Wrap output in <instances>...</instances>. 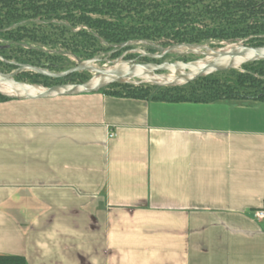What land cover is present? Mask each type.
<instances>
[{
	"label": "crops",
	"instance_id": "1",
	"mask_svg": "<svg viewBox=\"0 0 264 264\" xmlns=\"http://www.w3.org/2000/svg\"><path fill=\"white\" fill-rule=\"evenodd\" d=\"M263 207L262 101L0 102V256L264 264Z\"/></svg>",
	"mask_w": 264,
	"mask_h": 264
},
{
	"label": "trees",
	"instance_id": "2",
	"mask_svg": "<svg viewBox=\"0 0 264 264\" xmlns=\"http://www.w3.org/2000/svg\"><path fill=\"white\" fill-rule=\"evenodd\" d=\"M23 22H29L30 25L20 24ZM248 37H252L251 46H264V0H0V39L12 42L0 44V56L12 62L51 71L68 69L63 70L54 61H49L57 59V55L41 48L61 46L84 61L95 58L101 52L95 42H105L110 46L105 50L113 51L133 41L167 47L183 43L204 45L213 40ZM25 43L39 45L40 49H20L26 46ZM124 49L126 51L128 48ZM117 54L111 53L110 56L114 59ZM249 65L264 66V62L247 64L242 68ZM261 68L256 74L245 69L247 72L240 74L234 83L216 80V74L226 73L221 72L184 87L116 84L102 91L110 89L114 95L169 101L253 99L264 102V70ZM8 69L16 67L0 61V71ZM35 75L52 83L43 84L38 80L29 83L46 87L65 82L68 78L89 79L84 76L85 72L64 79ZM16 80L21 81L18 75ZM150 88L161 94H150ZM249 89H262V92L256 96L241 92ZM184 90H196L200 92L198 94L207 95L194 98L168 96L182 94ZM210 94L212 96H208ZM9 99L0 94V102ZM0 264H26V260L20 256H0Z\"/></svg>",
	"mask_w": 264,
	"mask_h": 264
},
{
	"label": "water",
	"instance_id": "3",
	"mask_svg": "<svg viewBox=\"0 0 264 264\" xmlns=\"http://www.w3.org/2000/svg\"><path fill=\"white\" fill-rule=\"evenodd\" d=\"M127 45H151L159 48L160 53L138 51L141 57L153 61L177 53H191L200 58L188 62L139 63L135 59L126 60L124 57L116 60L95 57L80 61L66 71L52 72L45 68L12 62L0 56V61L16 67L11 73L0 71V94L10 99L38 100L97 93L116 84L151 85L159 88L184 87L216 73L241 70L244 65L264 62V46H250L244 41L217 49L207 44L188 43L164 48L146 41H133ZM100 62H104L108 67H99ZM22 72H32L52 79H64L83 72L91 73L92 77L83 83L46 87L17 81L16 76Z\"/></svg>",
	"mask_w": 264,
	"mask_h": 264
},
{
	"label": "rangeland",
	"instance_id": "4",
	"mask_svg": "<svg viewBox=\"0 0 264 264\" xmlns=\"http://www.w3.org/2000/svg\"><path fill=\"white\" fill-rule=\"evenodd\" d=\"M20 24L30 25L29 22H23ZM79 29L80 28L76 29V31ZM251 38L252 37H248L245 39L213 40V41L207 43V45H209L212 48L217 49V48H223V47H226L228 45L236 44V43H240V42L244 41L247 45L251 46V44H252L250 42ZM0 44L6 45V44H12V42L11 41L8 42V41H4V40L0 39ZM95 46L98 47L99 49H101V52H98L95 56V57H99L100 59H104V58L112 59L110 54L111 53H118L116 55V57H114V60L119 59L121 57H124V59H126V60L135 59L137 62L142 63L147 59H145L144 57H140V54L138 51H143V52H150L151 51V53H160L159 48L153 47L151 45H148V46L147 45H132V46H130V45L125 44L123 46L114 48L113 51H106L105 50V49L110 47L105 42H95ZM29 47H33L34 49H40V46L36 45V44H26V46L20 47V49L27 51ZM167 47H169V46H167ZM124 48H128V49L125 51ZM164 48H166V47H164ZM41 49H43L44 51L49 52L51 54L57 55V59H50L49 61H54L63 70L70 69V68L76 66L80 61H82L80 56H77L70 51L66 52L65 49L61 48V46H55L53 48L44 47ZM196 59H199V56L191 54V53H177V54H171V55L166 56L162 60V63L163 62H175V61L187 62V61H192V60H196ZM98 66L101 68H107L108 67L104 62L98 63ZM261 67H263V70H264V66L249 65L245 68H242L241 70H236V72L231 71V72H226V73H222V74H216L214 76V78L216 80H218L220 83H222L224 81H229V82L234 83V81L238 79L240 74H244L247 71H250L251 73L256 74V71L262 69ZM13 71H15V69H8L4 73H11ZM49 71H51V70H49ZM59 71H61V70L52 71V72H59ZM84 76H86V77L91 76L92 77V74L85 72ZM18 78L22 82H27V83H29L31 81H36V80H38L41 83L43 82V84H44V82L46 84L47 83L50 84V82H51V81L48 82V80L36 76L35 73H32V72H22V73L18 74ZM69 80H71V78L66 79V81H69ZM234 90H236V89H234ZM157 91L158 90H154L153 88H150L149 93L153 94V95L158 93L160 95L161 93L159 91L158 92ZM195 91L196 90H194V91L184 90V92H182V94L181 93H173V94H168V96H170V98H173L174 96L185 95L186 97L194 98L196 96L204 97L205 95H207V94H205V95L204 94H198L200 92H195ZM241 92L246 94V95L256 96L257 94L262 92V89H259V90L249 89V90H242ZM201 95H203V96H201ZM208 96H212V95L210 94Z\"/></svg>",
	"mask_w": 264,
	"mask_h": 264
},
{
	"label": "flooded vegetation",
	"instance_id": "5",
	"mask_svg": "<svg viewBox=\"0 0 264 264\" xmlns=\"http://www.w3.org/2000/svg\"><path fill=\"white\" fill-rule=\"evenodd\" d=\"M141 57V56H140ZM200 58V57H199ZM146 59V58H145ZM163 60V59H162ZM162 60H159V61H153V60H150L147 58V60H145L144 62L142 63H149V62H155V63H162ZM188 62V61H187ZM89 79H91V76L89 77ZM89 79L87 80H82L81 78H76L75 80L74 79H71L69 81H65V82H61L60 84H78V83H83V82H86L88 81ZM56 85H59V84H56Z\"/></svg>",
	"mask_w": 264,
	"mask_h": 264
},
{
	"label": "built area",
	"instance_id": "6",
	"mask_svg": "<svg viewBox=\"0 0 264 264\" xmlns=\"http://www.w3.org/2000/svg\"><path fill=\"white\" fill-rule=\"evenodd\" d=\"M113 136H114L113 133H111L109 135V137H111V138ZM254 215H255V218L258 219L259 221H264V207L262 209H259V210L255 211Z\"/></svg>",
	"mask_w": 264,
	"mask_h": 264
}]
</instances>
